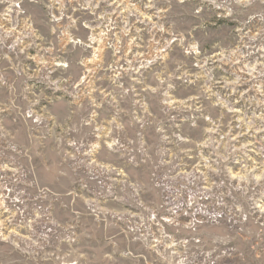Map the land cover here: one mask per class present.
<instances>
[{
  "label": "rangeland",
  "instance_id": "rangeland-1",
  "mask_svg": "<svg viewBox=\"0 0 264 264\" xmlns=\"http://www.w3.org/2000/svg\"><path fill=\"white\" fill-rule=\"evenodd\" d=\"M0 264H264V0H0Z\"/></svg>",
  "mask_w": 264,
  "mask_h": 264
}]
</instances>
